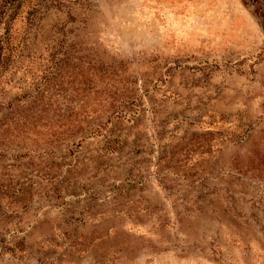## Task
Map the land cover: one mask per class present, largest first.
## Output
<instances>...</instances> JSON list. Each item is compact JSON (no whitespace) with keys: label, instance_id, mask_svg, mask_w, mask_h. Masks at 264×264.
Segmentation results:
<instances>
[{"label":"rangeland","instance_id":"374dc122","mask_svg":"<svg viewBox=\"0 0 264 264\" xmlns=\"http://www.w3.org/2000/svg\"><path fill=\"white\" fill-rule=\"evenodd\" d=\"M0 73V264H264V0H32ZM0 25V31H1Z\"/></svg>","mask_w":264,"mask_h":264},{"label":"trees","instance_id":"16d2710c","mask_svg":"<svg viewBox=\"0 0 264 264\" xmlns=\"http://www.w3.org/2000/svg\"><path fill=\"white\" fill-rule=\"evenodd\" d=\"M24 3L33 4L32 0H0V73L3 72L8 66L9 54L12 51V44L9 41L10 23L16 15L18 9ZM0 248L10 252L11 255L19 258L23 255L24 246L21 239H18L12 244L7 245L1 241Z\"/></svg>","mask_w":264,"mask_h":264}]
</instances>
